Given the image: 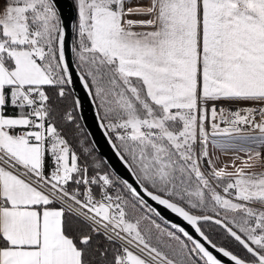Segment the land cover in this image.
Listing matches in <instances>:
<instances>
[{"label": "snow or ice", "instance_id": "snow-or-ice-1", "mask_svg": "<svg viewBox=\"0 0 264 264\" xmlns=\"http://www.w3.org/2000/svg\"><path fill=\"white\" fill-rule=\"evenodd\" d=\"M75 5L0 0V264H264V0Z\"/></svg>", "mask_w": 264, "mask_h": 264}, {"label": "water", "instance_id": "water-1", "mask_svg": "<svg viewBox=\"0 0 264 264\" xmlns=\"http://www.w3.org/2000/svg\"><path fill=\"white\" fill-rule=\"evenodd\" d=\"M59 7L66 24L69 26L74 24L76 21V9L73 0H59ZM79 94L82 97L84 96L83 91H80ZM82 124L85 126V131L89 135L91 143L94 144L96 152L108 168L114 170L118 175L131 180L127 170L121 164L118 157L108 144L103 131L100 129L96 121L93 109L86 98L84 99ZM161 211L166 218L179 222V218L175 217L174 214L162 208Z\"/></svg>", "mask_w": 264, "mask_h": 264}, {"label": "trees", "instance_id": "trees-1", "mask_svg": "<svg viewBox=\"0 0 264 264\" xmlns=\"http://www.w3.org/2000/svg\"><path fill=\"white\" fill-rule=\"evenodd\" d=\"M73 2H74V5H75V0H73ZM75 9H76V5H75ZM85 132H86V131H85ZM86 134H87V133H86ZM89 143L92 144L90 138H89ZM95 156H96V158H97L99 161H102V162H103V167H104V169H105V170H108V169H109L108 166L105 164V162L102 160V158H101V157L99 156V154L96 152V150H95Z\"/></svg>", "mask_w": 264, "mask_h": 264}]
</instances>
